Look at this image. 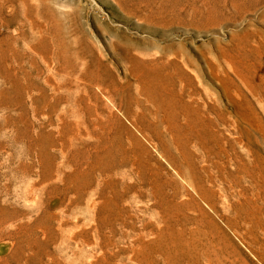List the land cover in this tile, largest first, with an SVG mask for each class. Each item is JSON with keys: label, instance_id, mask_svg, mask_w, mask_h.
Here are the masks:
<instances>
[{"label": "rangeland", "instance_id": "1", "mask_svg": "<svg viewBox=\"0 0 264 264\" xmlns=\"http://www.w3.org/2000/svg\"><path fill=\"white\" fill-rule=\"evenodd\" d=\"M0 264H264V0H0Z\"/></svg>", "mask_w": 264, "mask_h": 264}, {"label": "bare ground", "instance_id": "2", "mask_svg": "<svg viewBox=\"0 0 264 264\" xmlns=\"http://www.w3.org/2000/svg\"><path fill=\"white\" fill-rule=\"evenodd\" d=\"M192 96V95H191ZM190 98V97H189ZM201 100V99H200ZM193 101H195L196 102V100L195 99H193ZM100 187V186H99ZM87 189V188H86ZM90 206V205H89ZM94 206V205H93ZM89 208H91V207H89Z\"/></svg>", "mask_w": 264, "mask_h": 264}]
</instances>
